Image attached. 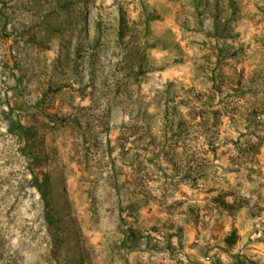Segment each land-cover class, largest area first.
I'll return each mask as SVG.
<instances>
[{
    "label": "rangeland",
    "instance_id": "374dc122",
    "mask_svg": "<svg viewBox=\"0 0 264 264\" xmlns=\"http://www.w3.org/2000/svg\"><path fill=\"white\" fill-rule=\"evenodd\" d=\"M0 264H264V0H0Z\"/></svg>",
    "mask_w": 264,
    "mask_h": 264
},
{
    "label": "trees",
    "instance_id": "16d2710c",
    "mask_svg": "<svg viewBox=\"0 0 264 264\" xmlns=\"http://www.w3.org/2000/svg\"><path fill=\"white\" fill-rule=\"evenodd\" d=\"M125 16L124 14L121 15V27H123V24L125 23ZM224 205L231 206L229 202H224ZM238 240V234L236 230H232V232L226 236L225 241L229 246L234 245Z\"/></svg>",
    "mask_w": 264,
    "mask_h": 264
}]
</instances>
